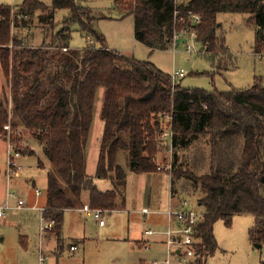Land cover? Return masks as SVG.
Returning a JSON list of instances; mask_svg holds the SVG:
<instances>
[{
	"label": "trees",
	"instance_id": "trees-1",
	"mask_svg": "<svg viewBox=\"0 0 264 264\" xmlns=\"http://www.w3.org/2000/svg\"><path fill=\"white\" fill-rule=\"evenodd\" d=\"M125 15H133L135 38L154 49H168L173 40L175 12L201 15L197 40L208 44V52L218 70L227 67L233 55L226 37L220 33V12L252 14L256 24L254 50L264 52V0H114ZM0 3V64L4 77L0 100V134L11 120L13 129L22 125L37 139L48 157L46 215L56 219L53 230L61 234L65 212L83 204L89 195L91 207L114 209L124 195L127 171L118 154H127L128 169L136 173L155 172L156 155L165 148L160 140L161 120L168 113L173 126V184L179 178L192 180L200 189L198 203L203 219L197 225L201 239L196 264H207L217 242L214 224L228 225L237 213H252L250 237L264 241V79L255 76L246 88L228 91L217 88L183 87L173 84L172 74L154 62L141 60L109 48L105 36L95 28L92 9L77 0H24L21 10ZM58 8H68L62 35L66 46L50 54L45 46H24L13 28L22 24L27 11L41 9V17L53 24ZM21 15L22 17H19ZM70 22L93 35L96 43L69 48ZM68 20V22H67ZM68 23V24H67ZM12 45V46H11ZM63 47H67L66 50ZM64 67L62 73L54 66ZM52 68V70H51ZM105 87L102 118L104 132L97 164L99 178L113 187L101 190L87 171V145L94 118L95 100ZM209 136V148L197 151L187 166L178 164V150L186 149L201 136ZM33 149L23 148V153ZM197 174L196 170L203 168ZM40 167L45 163L40 160ZM177 189V188H176ZM177 192V190H174Z\"/></svg>",
	"mask_w": 264,
	"mask_h": 264
},
{
	"label": "rangeland",
	"instance_id": "rangeland-1",
	"mask_svg": "<svg viewBox=\"0 0 264 264\" xmlns=\"http://www.w3.org/2000/svg\"><path fill=\"white\" fill-rule=\"evenodd\" d=\"M24 0H0V3L15 5L13 13L21 10L20 4ZM52 5L54 0H41ZM185 2L187 0H177ZM77 3L89 6L92 15L97 18L95 28L105 36L109 48H116L122 52L134 55L141 60L154 62L166 72L173 73L175 70L184 69L185 76L178 78V83L183 87H199L205 89L217 88L228 91L233 87L246 88L250 86L255 76L264 79V57L260 59L253 52L255 46L256 27L251 22L252 17L244 12H220L218 21L220 33L226 37L230 52L233 57L227 67L218 70L210 57L205 54L188 53L184 43L193 42L201 50L202 45L195 39L187 36L179 44L176 51L171 49L152 50L145 43L135 38V21L133 15H125L124 10L118 8L113 0H77ZM68 8H58L53 24L41 16L46 14L41 9L27 11L22 17V24L13 28L14 34L26 45L31 47L45 46L50 54L59 52L65 44L62 35L64 20L69 14ZM69 19L70 37L66 42L71 45L85 46L88 39L90 43H96L93 35L82 31L79 24ZM68 22V20H67ZM92 39L94 41H92ZM52 70V68H51ZM62 73L64 67L57 65L53 67ZM63 74V73H62ZM4 77L0 64V100L3 98ZM105 87L100 86L97 90L94 118L88 141V165L87 171L95 178L101 190L113 187L110 179L99 178L97 164L104 132V119L102 108L104 102ZM9 123H12L9 120ZM21 135V147L33 149L32 153H23L20 162L25 166L22 172L6 174L8 160V147L6 134H0V204L7 199V193H16L31 204H43L47 195V176L50 163L41 143L32 137L29 132L19 125ZM209 136H201L188 148L178 150V164L183 163L184 168L187 161L196 155L197 151L209 148ZM160 149L157 154L158 164H167L171 152L166 148ZM125 153L122 152L119 160L124 163ZM45 162L47 167H40L39 161ZM207 163L203 162V168L196 170L200 174L206 170ZM206 167V168H205ZM160 173L138 174L129 170L127 185L123 196L117 199V207L103 212L106 221L105 226H100L92 212L80 210V207L70 208L65 212V222L61 234L56 231L53 234L57 241H49L44 234L40 237V212L32 207L23 209H11L3 222H0V240L5 235L6 240L0 241V256H6L2 264H39V245L42 243L47 259L45 264H140L145 259L146 264H152L154 254L152 250H146L136 245L132 237L143 236V230L151 227L150 217L161 215L149 214L147 216L136 212L148 204L151 200V208L164 207L172 192L173 170L159 171ZM35 181V182H34ZM192 180L179 178L173 184V191L177 190L182 197H188L193 206L203 212V207L198 203L201 196L200 189L192 186ZM42 192L36 196L35 188ZM177 188V189H176ZM88 196V197H87ZM84 199L89 195L86 192ZM181 197V198H182ZM12 204L16 199H10ZM83 206V205H82ZM147 217V219H146ZM164 220V219H163ZM161 220L162 222H164ZM7 221V222H6ZM160 222V223H162ZM255 217L252 213H237L233 216L232 223L228 225L223 219L214 224V235L217 246L213 254L207 258V264H264V241L257 244L250 237V228L254 225ZM164 226H168V223ZM21 234H28L29 240ZM133 239V238H132ZM42 240V242H41ZM85 240V242H84ZM77 245V249H71V245ZM162 244V243H161ZM58 248V249H57ZM153 252V253H152Z\"/></svg>",
	"mask_w": 264,
	"mask_h": 264
},
{
	"label": "built area",
	"instance_id": "built-area-1",
	"mask_svg": "<svg viewBox=\"0 0 264 264\" xmlns=\"http://www.w3.org/2000/svg\"><path fill=\"white\" fill-rule=\"evenodd\" d=\"M180 11L175 12V22L180 26L175 28L173 33V40L168 49L176 51L182 40L186 39L189 35L191 39L197 40L198 28L197 25L201 22V15L194 12H189V16L179 15ZM198 41V40H197ZM202 45V49L199 50L191 41L184 43L186 51L188 53L206 54L208 52V44L198 41ZM12 46V45H11ZM64 50L67 47H63ZM259 56H264V52H259ZM185 76L184 69L175 70L172 73L173 84L178 83V78ZM161 131L160 140L166 145V148L171 152L169 156V162L167 164H158L159 171L168 169L170 172L173 170V126L172 116L168 113L164 114L161 118ZM7 136L8 147V160L6 164V174L9 176L12 173L22 172L25 166L20 162V158L23 154V148L20 144L21 135L20 128L13 129L11 123H7L5 126ZM157 159V155L156 158ZM37 196L41 195L39 188L35 189ZM16 199V203L12 204L10 199ZM28 207L26 200L16 193H7V199L4 203L0 204V218H7L8 212L11 209H23ZM32 208L38 209L40 212V237L48 232L54 230L56 225V219L46 215V206L34 204ZM80 210L92 212L93 215L99 219L101 225L105 224V218L103 212L106 209L91 207L89 204H84L80 207ZM143 212H149L148 208H143ZM167 213L169 215L168 226L165 228H147L145 234L157 235V242L162 245V251L159 257H154L151 261L152 264H196L197 258L200 253L197 252V247L201 239L197 235V225L203 219V212L197 210L191 200L188 197H182L180 204L177 206L170 205ZM42 242V240H41ZM147 247H150V245ZM72 249L76 248V245L71 246ZM39 264H45L46 256L42 247V243L39 246Z\"/></svg>",
	"mask_w": 264,
	"mask_h": 264
},
{
	"label": "crops",
	"instance_id": "crops-1",
	"mask_svg": "<svg viewBox=\"0 0 264 264\" xmlns=\"http://www.w3.org/2000/svg\"><path fill=\"white\" fill-rule=\"evenodd\" d=\"M41 1V0H40ZM44 2V1H43ZM45 3V2H44ZM113 3H114V0H113ZM115 4V3H114ZM21 5V4H20ZM19 5V6H20ZM47 5H49V4H47ZM13 6H15V5H13ZM252 15V14H251ZM56 16V15H55ZM255 27H256V25H255ZM90 39H88V41H87V44L86 45H88V44H91L90 43V41H89ZM92 41H94L93 39H92ZM22 44L24 45V46H28V45H26L24 42H22ZM93 44V43H92ZM85 45V46H86ZM228 45V44H227ZM64 46H66V45H64ZM67 47H69V48H83L84 46H77V47H75V46H73V45H71V43H68V45H67ZM228 47H229V45H228ZM114 49H116V48H114ZM119 50V49H118ZM121 51V50H120ZM253 52H255L257 55H258V57L260 58V59H262L264 56H259V52H256L255 50L253 51ZM124 53H126V51L124 52ZM126 54H129V53H126ZM89 141V140H88ZM88 147V146H87ZM88 149V148H87ZM122 152H124V151H121L119 154H118V158H117V160H118V162L126 169V171H127V176H128V174H129V169H128V160H127V154L125 155V158H126V160H125V162L124 163H121L120 162V160H119V157H120V155H121V153ZM87 158H88V150H87ZM44 162V161H43ZM45 163V162H44ZM87 165H88V163H87ZM45 167H47L46 166V164H45ZM153 173L155 174V173H160V172H158V171H155V172H144V173H138V174H149V175H153ZM90 175H92V174H90ZM35 182V181H34ZM37 188V187H36ZM35 188V189H36ZM35 194H36V192H35ZM41 195H42V192H41ZM41 195H39V196H41ZM36 196H37V194H36ZM183 195H179V193L178 192H175V191H173L172 190V192H170V196L168 197V199H167V201H166V203H165V206L164 207H157V208H151V200L149 199L148 200V204L147 205H145V206H143L142 208H140V209H138L136 212H139V213H142L143 215H145V216H147V215H149V214H151V215H153V214H156V215H161L160 217L159 216H157V217H150V220L151 221H149L150 222V224H151V222H152V225H150L151 227H149V228H165L166 226H164L165 224H167L168 223V220H169V215H168V213H167V210H168V208H169V206L170 205H173V206H177V205H179L180 204V200H181V197H182ZM88 197V196H87ZM27 203V202H26ZM28 204V203H27ZM35 203H33V204H31V206L32 205H34ZM84 204H88V198H85L84 199V197H83V204L82 205H84ZM41 205H45V203H43V204H41ZM81 205V206H82ZM31 206H29V204H28V207H31ZM27 207V208H28ZM148 208L149 209V212H143L142 211V209L143 208ZM106 210H109V209H106ZM83 211V210H82ZM87 212V211H86ZM6 219V218H5ZM146 219H147V217H146ZM164 219V220H163ZM161 220H163L164 222H162ZM0 222H3L4 224H6L5 222H4V218H0ZM7 222V221H6ZM160 222H162V223H160ZM100 226H105L106 225V221H105V224H103V225H101V224H99ZM148 227H146V228H144V230H143V236H141V237H132V238H130L129 240H133V242L136 244V245H139L140 247H142V248H144V249H146V250H152V251H154V254L156 253V255H160L161 254V251H162V245L159 243V242H157L156 240L158 239L157 238V235L155 236V235H148V234H145V230L147 229ZM21 237H23L24 236V238L25 239H27V240H29V235L28 234H21L20 235ZM48 239H49V241H51V240H53L54 242H56L57 241V238H56V236L53 234V231H51V232H48L47 233V236H46ZM1 240L2 241H5L6 240V237H5V235H3V236H1ZM0 240V241H1ZM84 242H85V240H84ZM76 245V244H75ZM147 245L149 246L150 245V247H147ZM40 246V245H39ZM72 246V245H71ZM42 247H43V245H42ZM39 249V248H38ZM58 249V248H57ZM72 249V248H71ZM76 249H77V245H76ZM44 250V249H43ZM39 253V252H38ZM45 253V252H44ZM153 253V252H152ZM45 256H47L46 254H45ZM38 259H39V254H38ZM46 259H47V257H46ZM6 261V256H5V258L4 259H2L1 258V256H0V264H2V263H4ZM140 264H146V262H145V259H142L141 261H140Z\"/></svg>",
	"mask_w": 264,
	"mask_h": 264
},
{
	"label": "water",
	"instance_id": "water-1",
	"mask_svg": "<svg viewBox=\"0 0 264 264\" xmlns=\"http://www.w3.org/2000/svg\"><path fill=\"white\" fill-rule=\"evenodd\" d=\"M257 244H259V243H257Z\"/></svg>",
	"mask_w": 264,
	"mask_h": 264
}]
</instances>
